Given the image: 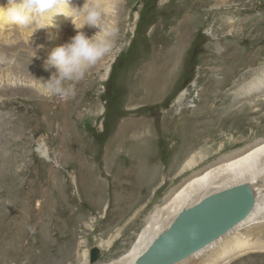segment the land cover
Returning a JSON list of instances; mask_svg holds the SVG:
<instances>
[{
    "label": "rangeland",
    "instance_id": "obj_1",
    "mask_svg": "<svg viewBox=\"0 0 264 264\" xmlns=\"http://www.w3.org/2000/svg\"><path fill=\"white\" fill-rule=\"evenodd\" d=\"M108 1L119 17L109 74L89 67L74 97L44 93L36 48L0 46V69L20 61L36 85L0 75V152L19 175L0 181V264H90L92 250L108 264L188 179L264 138V91L245 94L264 75V0ZM191 156L204 158L180 173Z\"/></svg>",
    "mask_w": 264,
    "mask_h": 264
},
{
    "label": "bare ground",
    "instance_id": "obj_2",
    "mask_svg": "<svg viewBox=\"0 0 264 264\" xmlns=\"http://www.w3.org/2000/svg\"><path fill=\"white\" fill-rule=\"evenodd\" d=\"M80 2L84 4L85 0H74V3L69 2V7H76ZM5 4L6 0H0V6ZM98 5L105 12V25L116 29L117 25L119 24L118 6H116V3H110L108 0H102L98 2ZM67 10H69L67 6L62 4L59 8L54 9L53 12H66ZM52 14L53 13L51 12L48 13L49 16ZM2 18H4V16L2 13H0V20ZM65 21H68L69 23L71 22L70 18H66L64 15L55 16V26L47 28V34H45V32H41L40 30L33 34L34 29H24L20 27H16V29L13 31L10 30L11 32L9 33V29L11 28L8 26L11 23L0 22V27L3 29L8 27L7 29H4L8 30V34H3V40H1L3 44L0 43V46L5 45V48L9 49V51L15 52L12 49L17 50L19 47H21V43H24L25 48H22L27 49L25 51L34 52V49L36 48L38 53L47 59V56L52 49L66 43L76 34V30L74 29L72 23L69 24V28H63V23ZM44 22L46 21L41 22L42 26ZM80 26V24H77V27ZM96 30L99 31L98 28L88 26H85L82 29V31H84L88 37L94 34ZM49 33L54 34L56 38L49 40ZM211 36L213 37L214 35ZM4 51H6V49ZM104 57L99 59L93 65L96 66L97 69L103 70V75L100 79L101 81H105L107 79L110 71V65L113 61V59L110 57ZM15 62L16 63L13 64L14 66L5 70V72L0 69V75L6 77L7 79H9L10 75H14L17 79H22L24 82L26 81L29 83L26 88L35 90L36 85L33 84L34 81L32 82L30 70H28V68H26V66H24L20 61ZM9 63L11 62H8V64ZM87 77L89 78L88 75L85 76V78ZM258 78H261V81L253 85L250 84L252 82L251 81L249 83L250 85H247V88L245 87L247 89L245 94H256L257 91H264L263 73ZM14 82H16V80H14L11 76L9 88L14 86ZM179 99L180 98L177 99V102ZM242 121L243 120H239V124L243 123ZM3 134L4 132L0 133V140L5 138V134ZM6 152L9 154L8 149L0 152V181L3 188L6 185L4 183L7 179L19 176L14 171L15 168L12 164V161L6 162ZM38 152L43 158L47 159V161H50V159H48L45 155L44 150L39 149ZM226 155L227 158H220V160L214 161V164H212V166H210L208 169L203 170L199 174L188 179L184 184L176 189L162 205L155 208L148 216L143 227L136 234V237L134 238V241L128 250L108 264H134L136 259L148 249L155 238L169 228L170 224L183 209L191 207L213 194L223 192L240 185L249 186L254 195V205L247 218L239 222L226 234L222 235L218 240L214 241L203 250L195 253L185 261L178 264H244L245 260H242L243 258L251 255L256 256L264 254V138L248 143L243 148L236 150L234 153ZM224 157L226 156L224 155ZM203 158L204 157H202V159H197L195 156H191L183 163L180 173L194 170L197 164L203 161ZM2 193L4 192H0V194ZM10 208L11 211L7 214L8 217L20 213L19 211L16 212V210L12 207ZM254 260H256L254 257H248L249 264H253L252 261Z\"/></svg>",
    "mask_w": 264,
    "mask_h": 264
},
{
    "label": "clouds",
    "instance_id": "obj_3",
    "mask_svg": "<svg viewBox=\"0 0 264 264\" xmlns=\"http://www.w3.org/2000/svg\"><path fill=\"white\" fill-rule=\"evenodd\" d=\"M62 4L71 14L53 12ZM50 12L53 13L51 16L48 15ZM0 13L15 26L34 29L33 34L40 29L54 27V17L57 15L70 18L76 34L52 49L44 60L42 67L50 73L49 78H35L42 82L46 95L62 100L76 95V83L84 79L87 69L110 50L111 38L115 33L114 28L105 25V12L95 0H85L82 7H69V0H6V4L0 6ZM42 21L46 22L40 26ZM77 24L81 26L77 27ZM85 26L98 28L99 31L89 38L82 31ZM55 38L54 34H48L49 40ZM34 58H39L37 50Z\"/></svg>",
    "mask_w": 264,
    "mask_h": 264
},
{
    "label": "water",
    "instance_id": "obj_4",
    "mask_svg": "<svg viewBox=\"0 0 264 264\" xmlns=\"http://www.w3.org/2000/svg\"><path fill=\"white\" fill-rule=\"evenodd\" d=\"M253 205L254 195L247 185L213 194L183 209L134 264L181 263L247 218ZM98 260L99 255L92 250L89 263Z\"/></svg>",
    "mask_w": 264,
    "mask_h": 264
}]
</instances>
